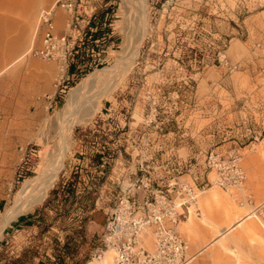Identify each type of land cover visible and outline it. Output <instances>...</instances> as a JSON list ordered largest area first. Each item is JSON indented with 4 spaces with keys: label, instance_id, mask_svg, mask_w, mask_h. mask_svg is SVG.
Returning a JSON list of instances; mask_svg holds the SVG:
<instances>
[{
    "label": "rangeland",
    "instance_id": "374dc122",
    "mask_svg": "<svg viewBox=\"0 0 264 264\" xmlns=\"http://www.w3.org/2000/svg\"><path fill=\"white\" fill-rule=\"evenodd\" d=\"M56 1L0 3V224L24 181L50 166L53 128L82 96L62 167L0 234V264H63L56 255L68 237L77 246L64 264H99L95 249L124 191L118 171L134 174L138 153L156 138L187 165L153 189L173 178L206 189L180 216L188 264H264V0H146L142 20L136 2L85 0L98 7L95 23L109 10L110 25L95 33L108 41L96 60L82 52L63 77L58 62L37 54L39 14ZM233 148L245 181L226 193L205 159ZM209 193L213 200H203Z\"/></svg>",
    "mask_w": 264,
    "mask_h": 264
},
{
    "label": "built area",
    "instance_id": "2783aa9c",
    "mask_svg": "<svg viewBox=\"0 0 264 264\" xmlns=\"http://www.w3.org/2000/svg\"><path fill=\"white\" fill-rule=\"evenodd\" d=\"M56 8L65 14L66 32L61 34L56 31ZM97 8L85 0H57L54 8L41 12L42 36L37 54L45 60L58 62L60 77L76 64L75 58L84 51L85 44L90 45L87 52L96 56L95 60L104 51L100 46L105 45L106 36L98 37L95 33L110 25V14L109 10L104 11L101 22L95 23L93 18ZM240 158V151L236 148L225 152L211 150L206 156L205 166L215 173L214 182L224 191L239 189L245 181ZM172 180L164 189L149 188L142 197L137 196L138 190L141 187L148 189L142 182L131 184L127 192L123 191L109 209L100 247L95 249L94 256L98 257L103 249L111 248L114 264H187L188 244L178 225L183 212L188 214L191 203L196 204L199 187ZM145 228L151 232L152 249L144 247L140 238Z\"/></svg>",
    "mask_w": 264,
    "mask_h": 264
},
{
    "label": "bare ground",
    "instance_id": "6f19581e",
    "mask_svg": "<svg viewBox=\"0 0 264 264\" xmlns=\"http://www.w3.org/2000/svg\"><path fill=\"white\" fill-rule=\"evenodd\" d=\"M126 1L131 5H132L131 2H136L137 3V9H139V6H140L141 10L140 9L139 10L142 11V13L139 12L140 13L139 19L142 20L143 15L146 14V13H144L145 10L147 9L146 8L147 7L146 6V4H147L146 0H126ZM0 3L2 5H14V4H16V6H21L22 0H0ZM55 3L51 6H49L48 8L43 9V10L45 11L47 9L54 8ZM131 5H130V7H131ZM56 10H57V14L55 16V25H56V18L57 17H60L61 19H63L61 17V15L59 14L62 10H60L59 8H56ZM41 12H40V14H41ZM40 14H39V18H40ZM39 23H40V20H39ZM142 36H143V34H142ZM142 36H140V40H141ZM136 49H137V47H136ZM134 54H135L134 52H131L128 56L122 55V56L118 57L116 59V65H112L110 70L119 66L121 63L126 62V60L131 58ZM91 75L92 74H89L84 78V80H83L84 84L90 80ZM71 94H72V92L69 93L67 100L62 105L63 108L71 107V102H70ZM82 94H83V92H82ZM101 95H103V94H101ZM81 98H82V96H80L79 101H81L80 100ZM79 101H78V103H79ZM97 101H98V98H97L96 102ZM96 102H94V104L91 106V108H92L91 112L96 110V105H95ZM78 103L75 105V107H73L71 110H69V111L73 110L75 112H67L68 114L65 116V118L58 121L56 123L55 128H53V130H54L53 131L54 132V135H53L54 141H53V145H52V150H51L49 157H48V159L50 160V164H49L50 166H48L47 168H45L41 172H37L32 179L24 181V183L22 184L21 188L18 190V192L15 196V200H14L13 205L5 212V216H4V218L0 224V234L3 232L6 225L11 220V218L13 216H15L17 213L22 211L23 204L25 202H27V204L32 203V201L30 200L31 197H32V199L35 197L34 199L36 200L37 197L41 194V192H43L45 190L44 188H45L46 184H50L51 182H53V179H55L54 177H55L56 173L58 172V170L62 167L65 154H66L67 150L69 149V145H70L69 138L71 137L72 128L76 123H78L81 120V119L76 120V118L74 119V116H73L76 113L77 106H79ZM91 112L84 111L82 116H85L86 114H89ZM71 116H73V118ZM43 180H45V183L42 182L43 184L41 183V187L37 188V185ZM35 189H36V191H35ZM239 189L242 190L241 187ZM205 190L206 189L200 191L199 194L197 193L196 204H197L198 196L200 195V193H202ZM226 193H232V192L226 191ZM27 196H30V198H25ZM24 198H25V202L23 203ZM33 204H34V202H33ZM140 238H142V243H143L144 247H146L147 249H152V247H153L152 235H151V232L148 228H145L142 231ZM104 256L106 258L104 261L99 262L100 264H109V261H111V264H114V257H113L114 251L111 248L103 249L101 254L98 257L96 256L95 258H96V260L101 261L104 259ZM190 259L188 260L187 264L189 263Z\"/></svg>",
    "mask_w": 264,
    "mask_h": 264
},
{
    "label": "crops",
    "instance_id": "0c3cea01",
    "mask_svg": "<svg viewBox=\"0 0 264 264\" xmlns=\"http://www.w3.org/2000/svg\"><path fill=\"white\" fill-rule=\"evenodd\" d=\"M59 14L61 15L63 19L61 21L60 17H57L56 26L58 23H62L64 20V16L62 15V13L60 12ZM62 24L58 26H62ZM45 69H43L44 72L42 73V76H44V78L47 76L46 74L47 70ZM163 140L164 139L162 138L161 139L156 138L155 144L152 147L150 146V150L146 148L147 149L146 151L141 150V152L138 153L140 157L139 159H136L138 166L135 168L134 174L131 175L129 173V176L127 177V174L129 171H127L124 167L120 168V171H118V176H117L118 178L117 184H120L119 186L124 191L125 189L129 188L131 184H134V183L139 184L140 182H142V184L148 188V189H144L143 187H141V189L138 190L137 196L142 197L143 195H146L148 193L149 188L152 189L154 186H160L162 185V183L165 184V181H167V178L170 176V174L174 170L180 172L183 168H186L187 161H185L184 158L182 159L177 158L175 156L176 154L173 148L168 149L171 146L167 145L166 142ZM168 141L170 145L173 143L172 140H168ZM159 148H162L164 150V152L160 153L161 155L158 153V150H157ZM159 156L160 158H162L160 162L158 160ZM112 182H115V181H112ZM202 197H203V200H206V201L213 200L212 196H210V193H209V196H206V194H203ZM241 220H243V218L235 221L233 224L230 225V227L223 228L221 233H228L233 228H235L237 225H239ZM105 258L106 257L104 256V259L101 261H98V263L104 261ZM190 258L192 259L191 256L189 257V259ZM110 263L111 261H109V264Z\"/></svg>",
    "mask_w": 264,
    "mask_h": 264
},
{
    "label": "trees",
    "instance_id": "16d2710c",
    "mask_svg": "<svg viewBox=\"0 0 264 264\" xmlns=\"http://www.w3.org/2000/svg\"><path fill=\"white\" fill-rule=\"evenodd\" d=\"M103 17V13H101V15L99 16V18H102ZM95 19L96 17L93 18V21L95 22ZM100 30H98L97 32H99ZM101 36V35H100ZM108 41V39H107ZM90 49V45L89 44H85V48H84V51L83 52H87L88 50ZM19 219H22L21 217H19ZM73 237H68L67 241L62 245L61 249H62V254H57L56 257H57V260L59 261V263H63L64 264V256L67 255V254H70L71 252V249L73 247ZM76 244H74L75 246ZM77 246V245H76ZM57 261V262H58ZM15 263L17 264H24L25 261L23 258H19L18 260H15L14 261ZM40 264H45L44 261H41ZM76 264H80V263H76Z\"/></svg>",
    "mask_w": 264,
    "mask_h": 264
}]
</instances>
